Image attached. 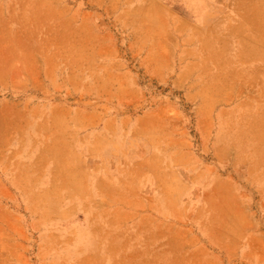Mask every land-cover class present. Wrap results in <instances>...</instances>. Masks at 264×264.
<instances>
[{
  "label": "rangeland",
  "instance_id": "1",
  "mask_svg": "<svg viewBox=\"0 0 264 264\" xmlns=\"http://www.w3.org/2000/svg\"><path fill=\"white\" fill-rule=\"evenodd\" d=\"M0 264H264V0H0Z\"/></svg>",
  "mask_w": 264,
  "mask_h": 264
},
{
  "label": "bare ground",
  "instance_id": "2",
  "mask_svg": "<svg viewBox=\"0 0 264 264\" xmlns=\"http://www.w3.org/2000/svg\"><path fill=\"white\" fill-rule=\"evenodd\" d=\"M153 3H154V2H153ZM155 7H156V5H155ZM158 7H160V6H158ZM160 8H161V7H160ZM149 10H151V9H149ZM138 11H139V10H138ZM145 11H146V10H145ZM151 11H152V10H151ZM160 13H161V12H160ZM146 15H147V14H146ZM158 15H159V14H158ZM156 16H157V15H156ZM178 234H179V233H178ZM178 234H177V235H178Z\"/></svg>",
  "mask_w": 264,
  "mask_h": 264
},
{
  "label": "crops",
  "instance_id": "3",
  "mask_svg": "<svg viewBox=\"0 0 264 264\" xmlns=\"http://www.w3.org/2000/svg\"><path fill=\"white\" fill-rule=\"evenodd\" d=\"M195 10H197V12H198V8H197V9H195ZM179 22H182V21H180V20H179Z\"/></svg>",
  "mask_w": 264,
  "mask_h": 264
}]
</instances>
